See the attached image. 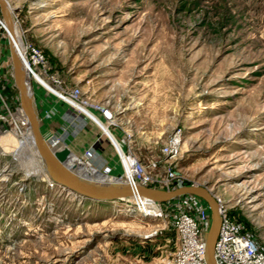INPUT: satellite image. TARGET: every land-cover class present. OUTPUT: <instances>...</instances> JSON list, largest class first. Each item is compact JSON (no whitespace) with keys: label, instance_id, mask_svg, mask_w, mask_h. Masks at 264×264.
<instances>
[{"label":"rangeland","instance_id":"1","mask_svg":"<svg viewBox=\"0 0 264 264\" xmlns=\"http://www.w3.org/2000/svg\"><path fill=\"white\" fill-rule=\"evenodd\" d=\"M7 2L22 48L34 46L49 69L39 68L47 88L22 62L35 100L65 102L58 93L78 88L107 105L114 125L93 116L95 137L118 143L116 152H131L155 178L175 171L160 188L205 186L264 251V0ZM0 21V264H168L178 246L173 214H193L195 196L158 202L151 217L133 197L91 201L48 186L29 123L19 124L25 116ZM45 113L47 144L55 138L70 149L52 137ZM177 132L179 152L167 157L162 147ZM103 174L111 182L123 169Z\"/></svg>","mask_w":264,"mask_h":264},{"label":"built area","instance_id":"2","mask_svg":"<svg viewBox=\"0 0 264 264\" xmlns=\"http://www.w3.org/2000/svg\"><path fill=\"white\" fill-rule=\"evenodd\" d=\"M22 49L24 52L22 56L24 57L20 56V58L32 69L29 71L30 76L36 80L40 78L42 82H38L46 86V83H44L40 76L41 71H49L44 57L31 44L25 45L23 43ZM20 54L19 52V55ZM39 68H41V71ZM36 74L39 76L38 79L36 78ZM62 92L64 94L58 93L57 96L65 102H68L74 108L81 110V114L88 118L86 122L87 126H98L93 116L107 127L114 125V115L107 105L89 102L78 88L65 89L62 90ZM26 123H28V121L25 117L19 122L21 126H24ZM89 128L92 130L93 134L94 131L91 129L92 127L89 126ZM19 132H21L20 129ZM22 134L23 132H21V135ZM101 136H103L101 133L96 137L93 134L94 141L82 150V156L86 159L94 158L95 150L93 144L97 142ZM110 143L114 147L113 142L110 141ZM162 152L167 157H175L178 154V132L169 137L167 143L162 147ZM116 153L118 154L120 166L123 169L122 178L130 179L131 182L149 186L169 185L171 181L177 178L175 171L170 169L167 170V174L163 179L155 178L146 172L145 166L131 152H124L121 150V152ZM176 184L181 185L179 179ZM215 198L218 203V212L220 216L219 230L214 243V256L217 264H264V251L256 244L255 239L240 231L237 223L229 217L221 200L217 197ZM134 202H136L137 207H139L138 201L135 200ZM151 202L155 205L158 204V202L152 200H147L145 203ZM191 204L192 210H194L193 214L185 210L173 214V229L178 238V246L168 264H206L204 259V232L208 226L209 212L206 205L197 197H193ZM160 212L161 211H159V213Z\"/></svg>","mask_w":264,"mask_h":264},{"label":"water","instance_id":"3","mask_svg":"<svg viewBox=\"0 0 264 264\" xmlns=\"http://www.w3.org/2000/svg\"><path fill=\"white\" fill-rule=\"evenodd\" d=\"M0 15L8 32V48L13 69V80L18 90L19 107L29 123L33 137L34 147L44 164L47 177L59 186L69 190L76 196L91 201H116L131 197H145L154 202H165L180 195H193L199 198L207 207L209 221L204 232L206 264H217L214 256V243L216 240L220 216L215 196L201 185H181L175 188H160L155 186L130 183L122 179L111 182L94 181L77 174L75 166H68L71 150L65 146L61 148L50 147L43 138L39 126V110L36 104L33 89L26 87L23 65L17 45L10 37L12 23V8L7 0H0ZM70 167V168H69Z\"/></svg>","mask_w":264,"mask_h":264},{"label":"crops","instance_id":"4","mask_svg":"<svg viewBox=\"0 0 264 264\" xmlns=\"http://www.w3.org/2000/svg\"><path fill=\"white\" fill-rule=\"evenodd\" d=\"M41 99L42 98H40L39 100L36 97V104L39 110L40 117L39 126L41 133H45L46 135L49 130V127H46L47 122L44 123L42 118L46 114L45 111L49 110L51 112L49 114L51 118L47 120H50L52 122L56 132L61 131L62 133H64L66 132V129L68 131L61 136L56 135V132H54L52 137H56L58 139L60 138L64 143H69L68 145H70V149L74 151L75 155H78L77 153H75V151H82L94 141L92 130H88L87 128L88 126L86 124V117L74 113V111H72V109H70V107L65 102L59 100L47 101V99L45 98L42 100ZM62 126L63 128L61 129ZM106 138L107 139H99L93 144L95 156L91 160V164L95 166L100 173L103 172L118 176L121 174V166L118 159L116 158V151L120 148V146L118 143L116 144L115 142L111 141L108 137ZM108 139L111 142L115 143V149ZM54 142L55 138L53 139L52 147L60 148L59 146L61 144H54ZM104 175L108 176L107 174ZM170 234L171 233L168 231L162 232L161 239L167 242L171 238ZM168 236H170V238Z\"/></svg>","mask_w":264,"mask_h":264},{"label":"bare ground","instance_id":"5","mask_svg":"<svg viewBox=\"0 0 264 264\" xmlns=\"http://www.w3.org/2000/svg\"><path fill=\"white\" fill-rule=\"evenodd\" d=\"M5 23V22H4ZM14 23L15 22H13L12 23V26L14 25ZM1 24H2V22H1ZM5 25H6V23H5ZM9 34H10V37H11V39H13V41L15 42V44L17 45V49H18V52H20L21 54H20V56H22L23 55V52H22V45H21V41L19 40V37H18V34H17V31H16V27L15 26H13V27H11V30H10V32H9ZM22 57H24V56H22ZM20 60H21V63L23 62V60L20 58ZM27 64V63H26ZM27 68H28V71H30V70H32V69H30V66L29 65H27ZM23 71H24V77H25V82H26V87L29 89V91H30V89H31V85H30V80L27 78L28 76H27V72H26V70L24 69V67H23ZM30 75V74H29ZM35 76V75H34ZM36 76H38L37 74H36ZM41 80V79H40ZM41 82H42V80H41ZM46 87L48 88V86H47V84H46ZM21 117V115L19 114V118ZM102 129H103V131H105V133L106 132H108V129H107V127H102ZM31 131V130H30ZM31 136H32V133H31ZM33 138V137H32ZM22 142H23V144L26 142V137L24 138V139H22ZM22 145V144H21ZM25 145H26V143H25ZM59 147H63L62 145H60ZM120 149V148H119ZM68 163H66V164H68V166H71V165H74L75 166V168H77V169H79L80 171H81V175L80 176H83V177H85V178H89V179H93V178H95L94 180L95 181H102L104 178H105V175L104 174H102V173H99V172H97V170L96 169H94V168H91V169H89L86 165H85V163L79 158V157H77L73 152L70 154V157H69V160L67 161ZM70 168V167H69ZM129 177V176H128ZM109 179H112L111 181H113V180H116V179H113V178H109ZM47 180V185L48 186H50V187H53L54 185H58L57 183H55L54 181H52L51 179H49V178H47L46 179ZM130 181V183H132L131 182V180L130 179H126V181ZM132 198V197H131ZM134 198V200H136V201H138V203H139V207H138V212L140 211V213L141 214H143V215H150L151 217L152 216H157L158 214H159V209H157L156 208V205L155 204H153L152 202L151 203H145V202H147V200H151V199H148V198H145V197H133ZM132 198V199H133ZM139 199V200H138ZM137 210V209H136ZM219 213V212H218ZM220 224V223H219ZM218 230H219V228H218ZM218 233V232H217Z\"/></svg>","mask_w":264,"mask_h":264},{"label":"trees","instance_id":"6","mask_svg":"<svg viewBox=\"0 0 264 264\" xmlns=\"http://www.w3.org/2000/svg\"><path fill=\"white\" fill-rule=\"evenodd\" d=\"M153 186L158 187L157 185H153ZM174 188H175V187H174ZM231 217H232V216H231ZM236 223H237V222H236ZM237 225H238L240 231L244 233L243 228H242V224H238V223H237Z\"/></svg>","mask_w":264,"mask_h":264}]
</instances>
